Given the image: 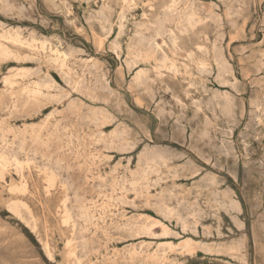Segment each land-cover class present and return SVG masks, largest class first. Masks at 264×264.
Returning a JSON list of instances; mask_svg holds the SVG:
<instances>
[{
	"label": "rangeland",
	"instance_id": "rangeland-1",
	"mask_svg": "<svg viewBox=\"0 0 264 264\" xmlns=\"http://www.w3.org/2000/svg\"><path fill=\"white\" fill-rule=\"evenodd\" d=\"M0 43V264H264V0H0Z\"/></svg>",
	"mask_w": 264,
	"mask_h": 264
},
{
	"label": "bare ground",
	"instance_id": "bare-ground-1",
	"mask_svg": "<svg viewBox=\"0 0 264 264\" xmlns=\"http://www.w3.org/2000/svg\"><path fill=\"white\" fill-rule=\"evenodd\" d=\"M169 9V8H168ZM170 19V18H169ZM160 24V23H159ZM161 25L162 24H160L159 26V30L161 29ZM159 30H157L158 32H159ZM157 32V33H158ZM161 34V33H160ZM156 36H158V34H156ZM173 36V35H172ZM175 36V35H174ZM14 38V37H13ZM12 38V39H13ZM175 38V37H174ZM15 39V38H14ZM15 40H17V39H15ZM14 40V41H15ZM173 42V41H172ZM175 43V42H174ZM9 52V51H8ZM5 54H7V50H6V48H4L2 45H1V43H0V55H5ZM9 54V53H8ZM5 79H6V77H5ZM9 79V78H8ZM7 79V81H9ZM11 80V79H10ZM12 81V80H11ZM10 81V82H11ZM12 82H14V81H12ZM8 83V82H7ZM32 84V83H31ZM33 84H34V82H33ZM8 85V84H7ZM12 85V84H11ZM26 85V84H25ZM29 85V84H28ZM9 86H10V84H9ZM14 86V85H13ZM23 86V85H22ZM32 86V85H31ZM42 86V85H41ZM17 87V86H16ZM19 87V86H18ZM21 87V86H20ZM33 87H34V85H33ZM33 87H31V88H28V87H26L27 89H25V87H24V89H23V91L24 90H26V91H24L26 94H24L25 95V97H24V99H22V100H20L21 102H23L22 103V105H24L26 102L28 103V101H30V100H36V99H38V97H39V95H42V94H40V92H42V91H40L39 90V88L37 87H35V88H33ZM12 88V87H11ZM13 90H14V88H12ZM18 90H19V88H17ZM17 89H16V91H17ZM21 89V88H20ZM7 90V89H6ZM15 91V90H14ZM21 91V90H20ZM19 91V92H20ZM3 92V91H2ZM7 92H9V91H7ZM6 92V93H7ZM13 93V92H12ZM1 94V93H0ZM16 94H18V93H15V95ZM21 94V93H20ZM3 95V94H2ZM2 95H1V97H2ZM7 95V94H6ZM8 96V95H7ZM11 96V95H10ZM14 96V95H13ZM14 97H16V96H14ZM4 99V98H3ZM17 100V99H16ZM14 101V100H13ZM37 101V100H36ZM12 102V101H11ZM17 104V103H16ZM28 105V104H27ZM13 106V105H12ZM11 106V107H12ZM25 106V105H24ZM0 130H2L3 131V128L0 126ZM3 149V148H2ZM7 149V148H6ZM5 150V149H4ZM9 149H7V151H8ZM10 151H11V149H10ZM12 152V151H11ZM10 152V153H11ZM11 155H13L12 153H11ZM11 155L9 156V153L8 152H6V151H3V150H1L0 149V178H2L3 177V173H4V170H5V167H7L6 165H8L9 164V162H8V164H7V161H8V158H10L11 157ZM12 158V157H11ZM14 158V157H13ZM15 159V158H14ZM13 160V159H12ZM16 160V159H15ZM10 162H11V160H10ZM16 162V161H15ZM15 164H17V162L15 163ZM50 177V176H49ZM52 177V176H51ZM49 178V179H51L52 180V178ZM15 185H17V184H15ZM18 186V185H17ZM9 187H11V186H9ZM11 188H13V189H15L16 188V186H13V187H11ZM11 188H9L10 189V191H11ZM20 188V187H19ZM18 188V189H19ZM15 190H17V189H15ZM13 191V190H12ZM62 202V201H61ZM64 202H66L65 200L63 201V204H64ZM255 203H257V202H255ZM61 204V203H60ZM257 206V205H256ZM16 207V206H15ZM64 207V206H63ZM60 208H62V207H60ZM258 208V207H257ZM63 209V208H62ZM65 210V209H64ZM63 210V211H64ZM68 210V209H67ZM66 210V211H67ZM69 213V212H68ZM67 213V214H68ZM65 214H66V212H65ZM65 214L63 215V216H65ZM66 216H68V215H66ZM66 218V217H65ZM67 219V218H66ZM66 219H65V221H66ZM68 220V219H67ZM45 251V250H44Z\"/></svg>",
	"mask_w": 264,
	"mask_h": 264
}]
</instances>
